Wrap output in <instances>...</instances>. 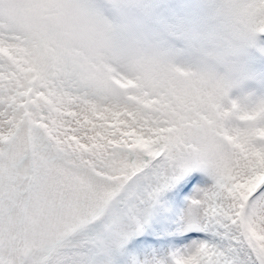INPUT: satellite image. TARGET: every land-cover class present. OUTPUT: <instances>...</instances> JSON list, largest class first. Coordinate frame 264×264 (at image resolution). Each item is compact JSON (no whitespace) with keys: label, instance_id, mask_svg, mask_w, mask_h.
I'll use <instances>...</instances> for the list:
<instances>
[{"label":"snow or ice","instance_id":"6c2138e0","mask_svg":"<svg viewBox=\"0 0 264 264\" xmlns=\"http://www.w3.org/2000/svg\"><path fill=\"white\" fill-rule=\"evenodd\" d=\"M0 264H264V103L121 53L101 0H0Z\"/></svg>","mask_w":264,"mask_h":264},{"label":"rangeland","instance_id":"374dc122","mask_svg":"<svg viewBox=\"0 0 264 264\" xmlns=\"http://www.w3.org/2000/svg\"><path fill=\"white\" fill-rule=\"evenodd\" d=\"M117 49L223 85L227 106L264 103V41L226 14V0H101Z\"/></svg>","mask_w":264,"mask_h":264},{"label":"clouds","instance_id":"9594fccd","mask_svg":"<svg viewBox=\"0 0 264 264\" xmlns=\"http://www.w3.org/2000/svg\"><path fill=\"white\" fill-rule=\"evenodd\" d=\"M228 18L232 21V23L234 25H236L237 27L239 28H242V29H245L246 30V23L245 21L238 17V16H235V15H232L228 12H226ZM158 63H160L161 65H164L166 67H169L171 68L172 70L178 72V73H184V72H181V71H178L176 70L174 67H172L171 65H169L167 62H165L164 60H156ZM195 76H198V77H202V78H206V79H212L214 80L212 77L208 76V75H195ZM216 81V80H214ZM238 108L242 109V110H247L243 105H236Z\"/></svg>","mask_w":264,"mask_h":264}]
</instances>
